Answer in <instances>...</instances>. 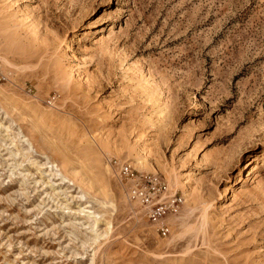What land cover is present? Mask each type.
<instances>
[{
  "label": "rangeland",
  "instance_id": "1",
  "mask_svg": "<svg viewBox=\"0 0 264 264\" xmlns=\"http://www.w3.org/2000/svg\"><path fill=\"white\" fill-rule=\"evenodd\" d=\"M0 264H264V0H0Z\"/></svg>",
  "mask_w": 264,
  "mask_h": 264
},
{
  "label": "bare ground",
  "instance_id": "2",
  "mask_svg": "<svg viewBox=\"0 0 264 264\" xmlns=\"http://www.w3.org/2000/svg\"><path fill=\"white\" fill-rule=\"evenodd\" d=\"M161 96H162V94H159V96H158V100H157V101L160 102V101L162 100V97H161Z\"/></svg>",
  "mask_w": 264,
  "mask_h": 264
}]
</instances>
